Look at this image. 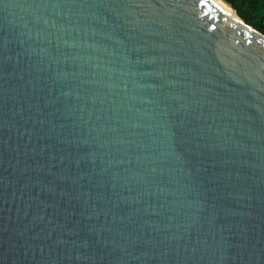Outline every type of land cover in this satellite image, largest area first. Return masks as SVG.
<instances>
[{"label":"water","instance_id":"obj_1","mask_svg":"<svg viewBox=\"0 0 264 264\" xmlns=\"http://www.w3.org/2000/svg\"><path fill=\"white\" fill-rule=\"evenodd\" d=\"M0 264H264V35L224 0H0Z\"/></svg>","mask_w":264,"mask_h":264},{"label":"trees","instance_id":"obj_2","mask_svg":"<svg viewBox=\"0 0 264 264\" xmlns=\"http://www.w3.org/2000/svg\"><path fill=\"white\" fill-rule=\"evenodd\" d=\"M247 25L264 35V0H224Z\"/></svg>","mask_w":264,"mask_h":264},{"label":"bare ground","instance_id":"obj_3","mask_svg":"<svg viewBox=\"0 0 264 264\" xmlns=\"http://www.w3.org/2000/svg\"><path fill=\"white\" fill-rule=\"evenodd\" d=\"M218 4H220L222 7H224L228 12H230L231 14H232V11H230L229 9H228V7H226L225 5H223L222 3H220V2H217Z\"/></svg>","mask_w":264,"mask_h":264}]
</instances>
